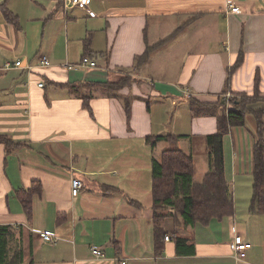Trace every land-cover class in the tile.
<instances>
[{
  "label": "crops",
  "instance_id": "0c3cea01",
  "mask_svg": "<svg viewBox=\"0 0 264 264\" xmlns=\"http://www.w3.org/2000/svg\"><path fill=\"white\" fill-rule=\"evenodd\" d=\"M228 2L240 13L230 12ZM6 7L17 25L6 20ZM191 15L198 17L134 70L147 44L163 40ZM240 49L243 63L231 75L229 92L251 93L256 71L264 91V0H91L88 10L63 7L61 0H0V134L20 143L8 150L0 143V224L14 229L9 252L19 247L23 260L32 257L34 264H264V214L249 211L254 116L251 131L236 125L223 136L233 214L206 225H177L167 215L162 228L170 239H163L161 254L154 251L152 160L167 147L180 148L194 159L193 182L202 181L206 138L217 131L221 105L215 113L209 108L221 100ZM85 55L96 66L77 65ZM41 56L51 66H38ZM16 60L21 66L3 69ZM126 75L131 83L117 92L93 85ZM83 83L92 84L79 91L91 95L92 114L71 87ZM191 99L209 108L194 115ZM166 134L175 142L146 140ZM73 177L82 181L75 196ZM33 183L40 190L27 218L16 190ZM112 187L116 193H105ZM39 230L56 242L42 241ZM235 234L251 243L246 262L233 258ZM177 235L187 252H177ZM92 245L103 258L92 255Z\"/></svg>",
  "mask_w": 264,
  "mask_h": 264
},
{
  "label": "trees",
  "instance_id": "16d2710c",
  "mask_svg": "<svg viewBox=\"0 0 264 264\" xmlns=\"http://www.w3.org/2000/svg\"><path fill=\"white\" fill-rule=\"evenodd\" d=\"M3 13L6 20L15 25L18 24L16 16L6 8H3ZM198 15H191L185 22L179 25L172 34L166 38L160 39L154 44H147L145 51L141 55H136L134 58V70L140 69L149 58V54L159 47H162L175 33L180 31L191 23ZM243 50L238 51V56L234 64L229 68L227 79L225 80V90L229 86L231 75L239 65L243 63ZM86 56V55H85ZM132 78L125 76L115 82H99L93 85H98L102 90L113 93L117 92L122 87L131 83ZM260 76L256 71L253 81V95H247L245 92H237L238 97L229 100L230 105L226 110L224 101L218 100L212 106L191 99L190 107L194 115L201 114L205 111V107L209 108L211 113H215L218 105H221V111L217 116V131L209 134L206 138L207 147V163L208 170L204 174L201 182H193L195 171V163L192 155L177 147H167L162 150L158 160L153 159L151 163L152 173V209L154 223V248L157 255L163 250L164 231L162 221L167 215L173 217L177 225L181 220L185 225L203 224L206 225L212 219H221L231 215L234 212L233 198L229 190V185L224 174L223 160V136L232 126H242L245 122L247 112L251 111L256 122V138L253 143V172H252V196L249 205L251 213L264 214V108L253 110L249 108L250 104L257 101L256 94L259 92ZM91 83H83L72 85V90L83 100V107L88 109L92 114L89 100L91 95L88 92L79 93L81 88H87ZM223 91V92H224ZM123 106L127 114L129 113V100L127 97L123 99ZM164 139L169 143H174L176 138L171 134H166L160 137H147L146 140L154 145L158 140ZM0 143L4 144L5 148L11 149L20 146V143L14 142L5 134H0ZM40 190V185L33 183L30 188H19L16 190V195L20 200L25 215L30 217L31 214V198L34 193ZM116 193L117 188L112 187L110 191L105 193ZM172 212H168V210ZM13 230L10 225L0 224V264H34L32 257L27 261L23 260V253L19 247L9 252V239L13 235ZM176 248L177 252L185 253L187 245L182 243L184 238L177 235ZM180 246H183L180 248Z\"/></svg>",
  "mask_w": 264,
  "mask_h": 264
},
{
  "label": "built area",
  "instance_id": "2783aa9c",
  "mask_svg": "<svg viewBox=\"0 0 264 264\" xmlns=\"http://www.w3.org/2000/svg\"><path fill=\"white\" fill-rule=\"evenodd\" d=\"M61 1H62L63 7H73L74 6V7H78V8H82V9H87V10H88L89 4L91 3V0H61ZM227 7L230 10V12H233V13H240V11H241L240 7L238 5L232 3V2H228ZM81 58H82L81 61L77 65L83 66V67H94V66H96V63L93 60H91L88 56H84ZM37 64H38V66H41V67L51 66V63L46 56L39 57ZM12 65L21 66V61L16 60L13 64H11L8 61L4 64L3 69L11 68V67H13ZM63 65L68 69H72V68L76 67V64H71L68 62H65ZM25 67L27 69H32L34 66L28 64ZM38 85L43 86L44 83L41 81V82H39ZM190 95H191V93L189 92V90H185V96L189 97ZM222 95L226 100H228L231 93L229 91H227L226 93H224ZM70 185H71V194L73 196H75L78 194L79 190L82 187V181L76 177H73L71 179ZM36 233H37V236L44 242H48L49 244H54L56 242L57 238L50 232H47L45 230H39ZM164 239L168 240V239H170V237L168 235H165ZM229 246L232 250V255H233V258H234L236 263L246 262L245 258H246L247 250L251 247L250 242L244 241L240 235L235 234L233 236ZM90 249H91L92 255H94L95 258L100 259V258L104 257L102 250L98 246L92 245L90 247ZM122 263L126 264L125 260H122Z\"/></svg>",
  "mask_w": 264,
  "mask_h": 264
},
{
  "label": "rangeland",
  "instance_id": "374dc122",
  "mask_svg": "<svg viewBox=\"0 0 264 264\" xmlns=\"http://www.w3.org/2000/svg\"><path fill=\"white\" fill-rule=\"evenodd\" d=\"M126 76H129V75H126ZM227 91H229L228 89L227 90H225L224 92H223V94L224 93H226ZM253 90H252V92L251 93H249L250 95H253ZM264 91H261V90H259V92L256 94V98H257V101H254V102H252L251 103V107H255V108H262V107H264V99H262L261 100V98H264ZM249 94H247V95H249ZM263 94V95H262ZM238 97L239 98V94H235V93H231V95H230V97H229V99L228 100H226L224 97H223V95L221 94V101L223 102L224 101V103H225V105L226 106H229L230 105V101L229 100H231L232 98H234V97ZM247 119H246V121H245V123H244V125H243V128L246 130V131H248V130H250L251 131V129H254V127L252 126V124H253V115L249 112L248 113V115H247V117H246ZM252 127V128H251ZM195 155H197L196 156V158L198 159V154H196L195 153ZM48 243V242H47Z\"/></svg>",
  "mask_w": 264,
  "mask_h": 264
}]
</instances>
